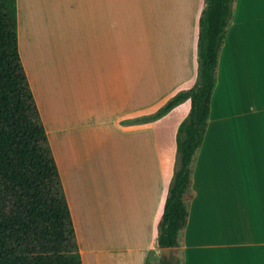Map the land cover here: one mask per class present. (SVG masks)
<instances>
[{
	"label": "crops",
	"instance_id": "0c3cea01",
	"mask_svg": "<svg viewBox=\"0 0 264 264\" xmlns=\"http://www.w3.org/2000/svg\"><path fill=\"white\" fill-rule=\"evenodd\" d=\"M179 2L168 0V8L164 0L140 4L139 11L146 13L136 23H160L164 48L173 38L178 44L180 61L162 67L158 53L151 54L155 62L150 63L149 53L133 52V23L122 20L126 14L118 19V0H17L20 56L60 172L83 264H146L159 247L154 226L170 167L153 129L126 122L134 114L146 122L144 113L180 89L184 56L181 26L175 23L184 18L189 23L193 10L191 2ZM248 130L257 133L263 187L255 240L238 234L229 239L227 233L224 241L214 240L208 236L214 218L208 205L214 210L215 202L212 188L208 195V185L214 187L209 172L230 152L231 138ZM184 198L189 217L180 238L182 264H209L211 258L222 264L229 252L238 251L247 264H264V0H234L208 126Z\"/></svg>",
	"mask_w": 264,
	"mask_h": 264
},
{
	"label": "trees",
	"instance_id": "16d2710c",
	"mask_svg": "<svg viewBox=\"0 0 264 264\" xmlns=\"http://www.w3.org/2000/svg\"><path fill=\"white\" fill-rule=\"evenodd\" d=\"M233 18L234 0H206L199 18L197 85L176 93L153 116L159 119L190 102L178 131L179 167L154 226L161 249L179 248L188 224L184 197ZM169 259L162 257L160 264H181L175 256ZM0 264H83L60 172L20 56L17 0H0Z\"/></svg>",
	"mask_w": 264,
	"mask_h": 264
},
{
	"label": "rangeland",
	"instance_id": "374dc122",
	"mask_svg": "<svg viewBox=\"0 0 264 264\" xmlns=\"http://www.w3.org/2000/svg\"><path fill=\"white\" fill-rule=\"evenodd\" d=\"M158 1L162 3V0ZM164 1V7L168 8L170 6L168 0ZM179 1V6H182L181 0ZM187 1L192 4L193 11L190 19V22H192L187 23V18H184L182 21L183 23H175L181 26L182 43L180 49L181 55L184 56L183 74L179 91L195 88L198 82L199 59L197 43L199 18L206 7V0ZM150 2H154V0H150ZM140 4H142L143 7L142 0H118V19L121 20L120 13L126 14L125 16L122 15V20H125L126 23H133V52L149 53L150 63L155 62V58L153 57L154 59H152L151 54L155 55L158 53V58L162 67L165 65L172 66L173 63L174 65L177 64V62L180 61L178 60V57L180 58V50L178 44L175 42V38H173L172 41H165L166 48H164L161 42V32L163 30L160 23H136L143 19L146 13L141 10L139 11ZM134 9L138 10L135 11ZM168 100L157 107H151L147 113H144L143 116L148 118L146 122L140 123V115L137 114L130 116L126 122V126L128 127H137L143 124L149 126L151 130L153 129L162 157L165 159L166 166L168 165V167H170L169 174L167 175V182H170V184L165 190L164 196L172 186L176 170L179 167L180 154L177 148L179 127L190 113V102L186 101L159 119H153V116H155L157 111L163 107ZM256 136L257 133L255 131H239L235 138H231L232 148L230 152L222 155V161L218 162L219 166L217 168L214 167V170L210 169L208 182L213 184L214 187L208 185V195L210 188H212L211 195L213 196L214 194L213 198H215V202L213 205L214 210L213 207L210 208L208 205V215L214 216L213 220L209 219V221L211 220V225H209V227L213 228L208 230V236L212 237L214 240L224 241L226 233L229 239L233 234H238L242 240H255L253 225L257 218L259 199L263 196V187H261L260 184L261 175H259L256 165L258 154V139ZM248 163L252 166L251 168ZM189 198L190 195H187L186 201ZM237 206L239 209L238 212L236 210ZM233 211L235 212L234 216H232ZM161 250V248L156 246L155 249L151 251L147 264H160L161 258L163 257L161 253H159ZM238 252L239 253L229 252L226 261L224 257L225 253H223L222 258L224 257V259L222 264H247L244 253L242 251ZM174 256L175 260L180 261L182 264V248L173 249L170 259ZM208 263L218 264L214 258H211ZM219 264H221V262Z\"/></svg>",
	"mask_w": 264,
	"mask_h": 264
},
{
	"label": "water",
	"instance_id": "95a60500",
	"mask_svg": "<svg viewBox=\"0 0 264 264\" xmlns=\"http://www.w3.org/2000/svg\"><path fill=\"white\" fill-rule=\"evenodd\" d=\"M159 253H161V255L165 259H169L170 258V255L172 254V249H162L161 251H159Z\"/></svg>",
	"mask_w": 264,
	"mask_h": 264
},
{
	"label": "bare ground",
	"instance_id": "6f19581e",
	"mask_svg": "<svg viewBox=\"0 0 264 264\" xmlns=\"http://www.w3.org/2000/svg\"><path fill=\"white\" fill-rule=\"evenodd\" d=\"M171 25V24H170Z\"/></svg>",
	"mask_w": 264,
	"mask_h": 264
}]
</instances>
